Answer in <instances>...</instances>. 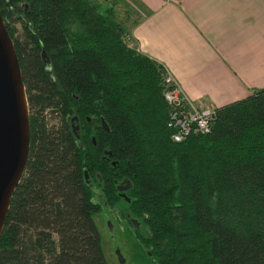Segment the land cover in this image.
I'll return each mask as SVG.
<instances>
[{
  "label": "trees",
  "instance_id": "trees-1",
  "mask_svg": "<svg viewBox=\"0 0 264 264\" xmlns=\"http://www.w3.org/2000/svg\"><path fill=\"white\" fill-rule=\"evenodd\" d=\"M0 15L30 128L0 264H109L96 190L119 209L133 264H264V88L216 109L209 134L175 143L166 72L112 7L0 0Z\"/></svg>",
  "mask_w": 264,
  "mask_h": 264
},
{
  "label": "crops",
  "instance_id": "crops-1",
  "mask_svg": "<svg viewBox=\"0 0 264 264\" xmlns=\"http://www.w3.org/2000/svg\"><path fill=\"white\" fill-rule=\"evenodd\" d=\"M95 1L134 16L121 21L132 45L195 108L216 110L264 88V0Z\"/></svg>",
  "mask_w": 264,
  "mask_h": 264
},
{
  "label": "water",
  "instance_id": "water-1",
  "mask_svg": "<svg viewBox=\"0 0 264 264\" xmlns=\"http://www.w3.org/2000/svg\"><path fill=\"white\" fill-rule=\"evenodd\" d=\"M29 143L26 90L13 42L0 15V237L13 193L26 167ZM116 255L122 263L119 251Z\"/></svg>",
  "mask_w": 264,
  "mask_h": 264
},
{
  "label": "built area",
  "instance_id": "built-area-1",
  "mask_svg": "<svg viewBox=\"0 0 264 264\" xmlns=\"http://www.w3.org/2000/svg\"><path fill=\"white\" fill-rule=\"evenodd\" d=\"M163 98L169 107L167 128L171 140L181 143L192 134H209L215 120V110L198 109L185 96L182 89L168 75L164 77Z\"/></svg>",
  "mask_w": 264,
  "mask_h": 264
},
{
  "label": "rangeland",
  "instance_id": "rangeland-1",
  "mask_svg": "<svg viewBox=\"0 0 264 264\" xmlns=\"http://www.w3.org/2000/svg\"><path fill=\"white\" fill-rule=\"evenodd\" d=\"M107 4L112 5V2L101 5L107 6ZM123 10V6L118 4L116 6V16L120 19H118L120 22L126 21L130 25L135 18L132 14L126 15ZM46 121L49 125H52L56 120L47 115ZM94 193L95 201L102 205V212L95 218V222L101 235L102 249L106 260L109 264H133L130 260L134 254L131 249L133 238L129 237V233L125 228V222L119 216V209L108 208L99 197L97 190ZM109 225L111 226L110 228ZM116 251H119L123 260L122 263L119 262Z\"/></svg>",
  "mask_w": 264,
  "mask_h": 264
},
{
  "label": "flooded vegetation",
  "instance_id": "flooded-vegetation-1",
  "mask_svg": "<svg viewBox=\"0 0 264 264\" xmlns=\"http://www.w3.org/2000/svg\"><path fill=\"white\" fill-rule=\"evenodd\" d=\"M71 126H72V130H73V131H77V132L79 131L76 122H73V123L71 124ZM76 126H77V127H76Z\"/></svg>",
  "mask_w": 264,
  "mask_h": 264
}]
</instances>
